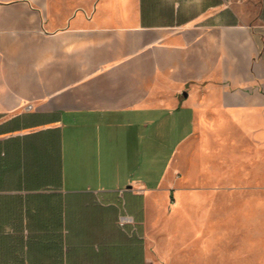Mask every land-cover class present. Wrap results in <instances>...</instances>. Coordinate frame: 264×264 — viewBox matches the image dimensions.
I'll return each mask as SVG.
<instances>
[{
	"label": "crops",
	"instance_id": "1",
	"mask_svg": "<svg viewBox=\"0 0 264 264\" xmlns=\"http://www.w3.org/2000/svg\"><path fill=\"white\" fill-rule=\"evenodd\" d=\"M261 142L264 0H0V264H149L186 151Z\"/></svg>",
	"mask_w": 264,
	"mask_h": 264
},
{
	"label": "rangeland",
	"instance_id": "2",
	"mask_svg": "<svg viewBox=\"0 0 264 264\" xmlns=\"http://www.w3.org/2000/svg\"><path fill=\"white\" fill-rule=\"evenodd\" d=\"M171 152L148 154L155 181ZM186 152L176 172L182 191L149 209V264H264V142L212 177L195 170L198 151Z\"/></svg>",
	"mask_w": 264,
	"mask_h": 264
},
{
	"label": "built area",
	"instance_id": "3",
	"mask_svg": "<svg viewBox=\"0 0 264 264\" xmlns=\"http://www.w3.org/2000/svg\"><path fill=\"white\" fill-rule=\"evenodd\" d=\"M28 108H31V105H29Z\"/></svg>",
	"mask_w": 264,
	"mask_h": 264
}]
</instances>
